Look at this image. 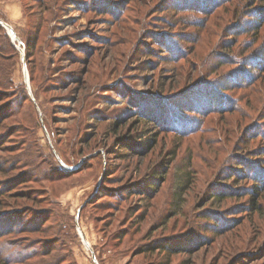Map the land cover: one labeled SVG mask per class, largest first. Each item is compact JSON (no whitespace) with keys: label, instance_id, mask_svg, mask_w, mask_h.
<instances>
[{"label":"rangeland","instance_id":"obj_1","mask_svg":"<svg viewBox=\"0 0 264 264\" xmlns=\"http://www.w3.org/2000/svg\"><path fill=\"white\" fill-rule=\"evenodd\" d=\"M0 21V264H264V0Z\"/></svg>","mask_w":264,"mask_h":264},{"label":"trees","instance_id":"obj_2","mask_svg":"<svg viewBox=\"0 0 264 264\" xmlns=\"http://www.w3.org/2000/svg\"><path fill=\"white\" fill-rule=\"evenodd\" d=\"M9 29V34H10V37L12 38V40L14 41V42H18L19 40V38L17 37V35H16V33L14 32V30L11 28V27H9L8 28ZM18 38V39H17ZM35 43H36V41L35 40H33L32 38H30L29 40H27V49L28 50H30V49H34V47H35ZM151 186H156L155 184H151L150 185V187ZM151 189V188H150ZM224 194H222V193H220V194H218V196H223ZM12 233V232H11ZM79 233H80V230H79ZM1 253V255L2 256H4L3 254H4V252L3 251H1L0 252ZM1 255H0V257H1ZM15 254H12V257L14 256ZM16 257V256H15ZM14 260V259H13ZM2 261L3 262H6V261H4V259H2ZM5 264H7V262L5 263Z\"/></svg>","mask_w":264,"mask_h":264},{"label":"water","instance_id":"obj_3","mask_svg":"<svg viewBox=\"0 0 264 264\" xmlns=\"http://www.w3.org/2000/svg\"><path fill=\"white\" fill-rule=\"evenodd\" d=\"M0 24H2L3 26H5V27H6V29H7V31H8V33H9V29H8V28H9L10 26H8V25H6V24L2 23L1 21H0ZM9 35H10V34H9ZM17 39H18V38H17ZM18 40H19V39H18ZM28 86H29V85H28Z\"/></svg>","mask_w":264,"mask_h":264},{"label":"crops","instance_id":"obj_4","mask_svg":"<svg viewBox=\"0 0 264 264\" xmlns=\"http://www.w3.org/2000/svg\"><path fill=\"white\" fill-rule=\"evenodd\" d=\"M91 246V245H90Z\"/></svg>","mask_w":264,"mask_h":264}]
</instances>
